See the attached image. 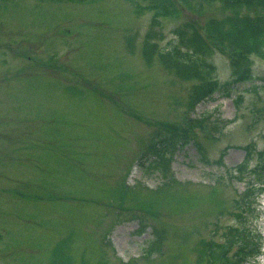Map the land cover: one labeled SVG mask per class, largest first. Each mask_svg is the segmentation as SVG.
<instances>
[{
    "label": "rangeland",
    "instance_id": "rangeland-1",
    "mask_svg": "<svg viewBox=\"0 0 264 264\" xmlns=\"http://www.w3.org/2000/svg\"><path fill=\"white\" fill-rule=\"evenodd\" d=\"M175 1L179 14L157 27L162 47L182 22L203 28L228 13L219 0ZM144 4L0 0V264H198L202 239L224 241L229 227L243 225L257 233L261 254L245 264H264V191L238 207L256 176L238 180L233 170L249 145L250 168L261 162L264 59L251 55L253 79L192 108L194 81L142 54L152 19ZM211 60L220 82L231 81L229 51ZM190 116L205 121L192 124L195 140L174 152L167 171L146 169L139 160L156 123ZM139 212L149 223L143 232ZM151 224L167 230L166 257L144 256Z\"/></svg>",
    "mask_w": 264,
    "mask_h": 264
},
{
    "label": "trees",
    "instance_id": "trees-1",
    "mask_svg": "<svg viewBox=\"0 0 264 264\" xmlns=\"http://www.w3.org/2000/svg\"><path fill=\"white\" fill-rule=\"evenodd\" d=\"M137 1L145 2L146 4L142 8L145 7V9L152 12L150 28L145 34L142 48V54L146 62L152 65L154 60L158 59L167 70L181 80L194 81L190 91L193 99L191 102H193L192 104L195 103L192 108L203 100L213 98V95L219 91L225 90L228 93L231 84L234 85L238 82L253 79L251 55L256 54L264 59V0H219L223 10L228 11L225 17H210L203 28L202 23L197 24L192 20H186L174 28L175 36L165 47H162L159 43L164 36L157 27L161 26L162 17L179 14L178 4L175 0ZM202 1L212 3L215 0ZM132 43L130 39L129 46L134 48ZM216 50L229 51L233 76L231 81L224 84L216 76V65L211 60ZM241 99L242 96H239L237 102L239 103ZM208 115L210 116V114L204 115L202 119L208 118ZM184 120V123L178 124L156 123V128L150 133L147 150L142 153L143 155L139 160L141 164L146 166V169H163L167 171L170 168L174 152L190 141L195 140L191 134L192 124L198 123L201 125L203 121H200L199 118L193 120L188 117ZM197 144L201 154L200 157L203 161L209 162L203 145L201 142H197ZM246 147L247 153L244 160L233 168L237 173L234 177L242 180L243 175L249 171L256 176V180H250L246 190L240 192L241 199L236 198L238 207H242L241 202L245 206L251 207L254 196L258 197L264 191V151L259 153L261 162L250 168L251 146ZM147 153H150L148 157ZM145 155L147 159H142ZM222 159L223 156L220 161ZM168 184V181H165L161 187ZM121 187L128 189L127 184ZM138 187H142V184H139ZM123 188L120 190V187H118L117 190H114L116 192L121 191L122 199L125 196L127 197L128 192H125L126 190L124 191ZM243 210L245 208H242ZM241 214L243 213L241 212ZM116 216L120 220L124 214L118 213ZM133 217L140 220L139 231H145L149 225L146 221V213H135ZM164 225L166 226V224ZM152 226L154 237L149 240L148 245L145 247L144 256L157 257L162 255L166 257L167 253L163 247L165 242L164 230L166 229L156 225ZM182 231L179 234L180 236ZM228 233H230V236H228ZM255 234L257 233L247 229L245 225H243V228L231 226L227 229L224 241H214V239L203 241L202 239L197 247L198 261H200L198 264L202 262H205V264L207 262L213 263L215 261L218 264H245L255 260L260 255V246L255 240ZM108 244L110 243L108 242ZM234 248L235 251L233 252ZM230 251L233 253L229 255ZM66 258L68 257L66 256ZM134 262L130 263L129 261L126 264H134Z\"/></svg>",
    "mask_w": 264,
    "mask_h": 264
}]
</instances>
